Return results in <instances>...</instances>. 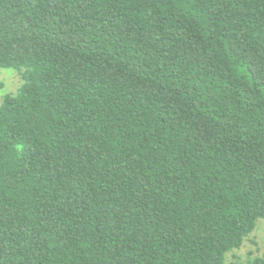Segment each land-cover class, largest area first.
<instances>
[{
  "label": "trees",
  "instance_id": "obj_1",
  "mask_svg": "<svg viewBox=\"0 0 264 264\" xmlns=\"http://www.w3.org/2000/svg\"><path fill=\"white\" fill-rule=\"evenodd\" d=\"M0 68V264H228L264 219V0H0Z\"/></svg>",
  "mask_w": 264,
  "mask_h": 264
},
{
  "label": "rangeland",
  "instance_id": "obj_2",
  "mask_svg": "<svg viewBox=\"0 0 264 264\" xmlns=\"http://www.w3.org/2000/svg\"><path fill=\"white\" fill-rule=\"evenodd\" d=\"M23 80L14 69L0 68V103L7 93H16ZM256 256H264V219H259L254 231L249 234L239 248L227 253V263L246 262Z\"/></svg>",
  "mask_w": 264,
  "mask_h": 264
}]
</instances>
